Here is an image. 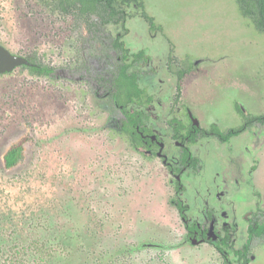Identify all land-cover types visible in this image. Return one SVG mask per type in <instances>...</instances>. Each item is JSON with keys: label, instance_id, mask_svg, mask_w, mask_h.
Segmentation results:
<instances>
[{"label": "flooded vegetation", "instance_id": "obj_1", "mask_svg": "<svg viewBox=\"0 0 264 264\" xmlns=\"http://www.w3.org/2000/svg\"><path fill=\"white\" fill-rule=\"evenodd\" d=\"M33 1L35 10L58 25L49 46L24 42L19 47L11 39L17 20L11 24L7 16L16 15L19 0H0V264H83L89 257L88 264H101L96 243L104 247L106 264H264V106L255 102L259 95L252 98L239 89L244 65H227L232 74L224 86L208 74L207 93L198 102L205 107L201 117L196 99L186 100L184 82L206 60L194 63L171 46L165 69L175 81L174 92L165 93L163 84L148 89L142 81L154 79L157 67L144 50L128 48L127 23L93 25L96 15L85 20L78 11L62 8L60 0ZM131 8L146 21L137 6ZM117 26L122 31L114 34L110 28ZM156 26L149 32L157 33L161 26ZM7 31L11 37L4 35ZM118 36L127 49L124 58L116 48ZM124 68L127 77L121 75ZM146 68L149 77L142 75ZM71 87L82 96L75 112L67 110V120L77 119V111L86 120L51 131L47 105H69ZM20 130L31 134L5 142ZM85 132L103 137L106 155H130L112 165L99 154L84 160L79 151L73 158L71 147L61 150L55 144ZM116 140L118 148L112 144ZM93 146L90 153H97ZM196 173L199 181L192 179ZM90 174L101 184L98 190L115 192L101 207L113 220L106 217L109 234L106 222L83 224L70 210L80 203L70 199L67 188L83 192L80 183ZM162 188L176 213L172 225L154 220ZM132 192L140 194L135 205ZM126 196L127 203L117 200ZM88 205L86 210L99 212V203ZM122 216L126 219L117 221ZM105 241H113L111 250Z\"/></svg>", "mask_w": 264, "mask_h": 264}, {"label": "rangeland", "instance_id": "obj_2", "mask_svg": "<svg viewBox=\"0 0 264 264\" xmlns=\"http://www.w3.org/2000/svg\"><path fill=\"white\" fill-rule=\"evenodd\" d=\"M144 2L147 13L155 19L157 25L161 26L160 30H158L157 33L153 31L154 34L150 33V27L147 22L139 15L140 11L137 8V10L131 8L130 11H132V13H130L131 16L127 22L128 30L125 37L127 46L132 52L144 50L152 59L151 66L157 67L155 74H153L155 75L154 79H143L142 84L144 86L151 89V86L160 87L161 84H163L165 93L174 89L175 81L171 79L170 74L165 69V65L169 48L175 46L176 53L179 56L185 57L189 55L194 63L198 59L206 60L203 63L200 62L202 64H199L192 71L191 76L185 80L184 89L186 100L195 98L196 103H198L203 97L202 95H206L207 91L205 90L207 89L204 87L203 82L208 74H210L216 82L225 85V83H229L230 81L228 80L229 78H226L227 74H230V76L232 74V68L227 65L233 64V68H239L240 65L243 64V87L238 83L239 89L252 98H256L257 95H259V98L255 99V102L257 105L264 106V34L259 32L248 19L243 17L239 11L236 0H144ZM33 3V0H29V3L28 0H19V7L16 15L10 17L12 14H7L11 24L14 23V20H17V24H13L12 28L14 33L12 37L8 35L9 31L4 33V35L17 41L16 44L19 47H21V43L24 42L45 43L49 46L50 42L55 41L54 33L58 25L55 24V27L52 22L47 19L46 15H43L39 10H35ZM14 27H16V29ZM110 30L116 34L121 28L120 26H117L116 29L111 27ZM237 65L239 66L237 67ZM151 66H149V68ZM149 68H146V72H142L144 77H149L151 75L148 70ZM142 69L141 71H143ZM230 85L231 83L228 84V86ZM71 88L73 89L67 92L70 101L69 105L58 101H52L47 105V119L49 120L47 123L51 122L54 126L51 128V131H59L65 125H81L83 124L82 121L86 120L81 118L79 111H77V119L73 118V121L67 120L69 115L67 110L75 112L76 109L74 105L76 103L78 105V101L82 96L79 88ZM255 90L257 93L254 92ZM202 105L203 104L200 105V110L197 112L201 117H204L205 107ZM97 119L99 120L96 122L101 124L104 117ZM262 131L264 132V129H260V132ZM29 134H31V131L23 132L20 130L9 134L8 138L4 137V140L7 144L11 142L15 143L23 138H28ZM108 137L110 136L107 135V138ZM245 137L246 136H244V138ZM101 138H103L101 135L93 136V134L91 135L85 132L84 134L72 136L69 139L65 138L64 142L62 139L60 141L57 140L55 144H57L61 150H66L68 147H71L70 153L73 158L79 155V151H81L80 153H82L84 160L93 159L99 154L103 156L104 160L110 161L109 163L112 165H120L124 155H126V157L130 155L123 151H120V155H116L117 153L113 156L106 155L105 148L109 145H102V143L105 142H102ZM90 144L99 149L97 153H90ZM112 144L113 147L118 148V140L112 142ZM31 147L34 149L33 141H31L29 149H31ZM200 148V152L203 154L204 147L201 146ZM47 149H49V147H47ZM0 162H2L1 157ZM75 162L76 160L73 163ZM37 163L39 164V162ZM204 164L206 165L207 163L204 162ZM118 168L122 173H126L127 175L132 176L134 173L133 169L130 170L129 167L128 171L121 167ZM208 170L209 167H205L203 171L208 172ZM92 178L93 176L90 174L85 180L82 179L80 186L86 187L83 192L77 193L67 188V191H72L70 192L72 195L70 199L74 201V199L77 198V203H80V205L77 204L76 206L78 210H74V207L70 209L72 216L77 215L83 221V224L87 223V225L90 223L98 225L96 224L97 222H102L103 224L107 221L106 217L110 219L109 223H111L113 220L105 214L106 210H102L106 206L105 196L111 197L115 192H106L100 188L98 190L97 184L99 187H101V184L92 182ZM194 178H196L197 181L201 179L199 173L192 175L193 181ZM118 181L119 180H117V182ZM195 190L194 194H196ZM101 191H104V193ZM186 191L189 195L191 188L189 187V190ZM118 195L119 194H117V196ZM158 195L162 196V200L158 201L156 207V214L159 218L154 220L161 221L162 219L165 220L166 223L172 225L176 221V213L171 207L168 208L166 204L167 189H160ZM86 198H90V203H88ZM119 199L122 204L124 202L127 203L129 200L127 196L126 198L117 197V200ZM139 199L140 194L138 192H132V205H135ZM96 203H99V212L86 210L85 205L89 204V209L92 205L95 207ZM99 219L102 221H99ZM124 219L126 218L122 216L119 217L117 221H122ZM130 220L132 222V218H130ZM109 223L106 222L105 226L103 225L106 227V229H104L106 234H109ZM134 227L135 226H133V230L130 231L129 234L134 233ZM105 242L109 244L107 245V249L111 250L113 241ZM117 243H122V241H117ZM103 250V245L101 243H96V252L94 251V254L101 264H106ZM177 255H182L183 257V254ZM91 259L92 258L89 257V260H83L82 263L88 264Z\"/></svg>", "mask_w": 264, "mask_h": 264}, {"label": "trees", "instance_id": "obj_3", "mask_svg": "<svg viewBox=\"0 0 264 264\" xmlns=\"http://www.w3.org/2000/svg\"><path fill=\"white\" fill-rule=\"evenodd\" d=\"M236 1L243 17L248 19L259 32L264 34V0ZM59 5L66 10L78 11L85 20L91 19L92 14L96 15L99 21L93 22V25L113 22L122 27L126 25L131 16L129 9L132 6H137L141 10V16L149 23L151 29L154 30L157 27L154 18L146 11L144 0H60ZM115 43L116 48H120L122 52H125L123 53V58L126 57L127 49H124V43L121 41L120 36L115 39ZM121 75L128 76L125 68L122 70ZM129 77L130 82L134 85L133 87L136 88V83L132 81L133 75Z\"/></svg>", "mask_w": 264, "mask_h": 264}]
</instances>
